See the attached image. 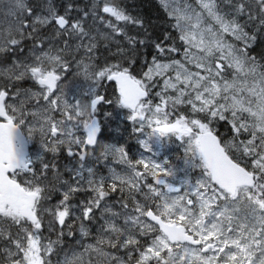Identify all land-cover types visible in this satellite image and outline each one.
<instances>
[{"label": "snow or ice", "instance_id": "snow-or-ice-1", "mask_svg": "<svg viewBox=\"0 0 264 264\" xmlns=\"http://www.w3.org/2000/svg\"><path fill=\"white\" fill-rule=\"evenodd\" d=\"M5 3L0 264H53L74 226L81 240L95 227V243L56 264H264V62L249 52L264 34V0H160L186 46L183 59L167 61L181 51L166 43L173 37L153 36L122 0H89L86 8L68 2L63 11L56 0ZM101 40L105 49L115 44L120 61L100 62ZM142 47L155 55L137 78ZM73 63L82 83L69 95L64 81ZM108 82L114 99L104 92ZM104 105L126 110L149 153L165 137L180 141L184 167L134 161L111 144L101 156L123 168L109 167L105 176L89 166ZM221 121L230 137L217 134ZM36 133L51 160L29 151ZM62 150L75 162L67 179L56 164Z\"/></svg>", "mask_w": 264, "mask_h": 264}, {"label": "trees", "instance_id": "trees-1", "mask_svg": "<svg viewBox=\"0 0 264 264\" xmlns=\"http://www.w3.org/2000/svg\"><path fill=\"white\" fill-rule=\"evenodd\" d=\"M188 3L194 6V0H188ZM89 4V0L86 2L78 3L80 7H87ZM122 4L126 7L127 11L131 13L133 16H138L145 21L146 26L149 28V31L153 36L162 37L165 32L169 33L173 40L167 41L166 43H171L174 46L181 48V51L178 53L171 54V56L163 58L165 61L171 58L182 59V53L184 44L179 40V32L173 27L175 21L172 17L168 15L165 11L164 7L161 5L160 0H122ZM139 31V30H137ZM116 52V49H115ZM112 52V53H115ZM250 55L255 56L258 61L264 62V34H257V40L252 48L249 50ZM152 55H155L154 49H144L143 47L140 49L138 53H136L137 63L133 66L134 74L137 75V78H141L143 72L147 71V66L145 61H148V64L151 63ZM159 88V86H158ZM115 91V89L113 88ZM111 94L108 98L111 99ZM159 98L154 100V103H158ZM183 114H189L187 108L181 106L178 110ZM216 132L222 138L230 137V126L221 121L215 125ZM135 125L131 123H126L125 121H119L118 123L113 125V130L120 132V136L122 138V145L126 148L128 155L132 160H138L143 157L142 152L140 151L139 140L142 137L141 135L136 134ZM123 134V135H122ZM130 140V141H129ZM124 141V142H123ZM127 144V145H126ZM163 157H167L171 165L176 167H181L185 158V151L182 143L178 140L174 139V141L167 145L164 149ZM191 174H193L191 172ZM53 239H55V235L53 234Z\"/></svg>", "mask_w": 264, "mask_h": 264}, {"label": "rangeland", "instance_id": "rangeland-1", "mask_svg": "<svg viewBox=\"0 0 264 264\" xmlns=\"http://www.w3.org/2000/svg\"><path fill=\"white\" fill-rule=\"evenodd\" d=\"M195 4H196V0H195ZM195 6V5H194ZM7 11V4H0V14L4 15V13ZM233 43H235L236 41H232ZM101 43V41H100ZM238 43V42H237ZM183 56H184V53L182 54V59H183ZM72 73L75 74V65H72V68L69 70V74L68 76L66 77L65 79V84L67 85L66 87V91L69 92V95L72 94L73 90H74V87L75 85L77 84H80L82 83V79L79 77L78 79H76ZM30 84V82H28V85ZM160 88L157 90L159 91ZM116 110H120L118 108H116L115 105H104L103 106V110L101 109V112H100V119L101 120H104L106 125L109 126L110 125V120L112 119L113 117V114L115 113ZM105 113H112V116L111 118H106L105 116ZM32 144H34L35 146V153L38 154H42L44 151L43 149L41 148V136L39 133H36L34 134L33 138H32ZM105 145H110L108 144L107 142H102L100 143L98 149L96 150V152H94L93 156L91 157V160L87 163L91 164V161L93 159H99L100 161L104 162L106 164V172L108 174V169L109 167H116L118 170H120L121 168H123V165H120V166H117L115 165L113 162H112V158L109 157L108 160H105L102 156H101V153L103 152L104 150V146ZM161 147V143H157L153 146V152H155V150L159 149ZM95 156V157H94ZM199 170V169H197ZM200 172V171H199ZM199 176V175H198ZM198 176H194V179L197 178ZM67 179V178H65ZM96 231L95 227H92V231ZM78 232V231H77ZM95 235H92L86 239H83L81 240L80 237H76L74 242L71 243V245L69 246H63L61 245V247L63 248V251L60 253L59 257L58 258H54L53 260V264H56V259H59L60 261H63L64 258H65V254L68 255L69 258H71V255L72 253L75 251V252H83L84 251V246H86L87 244H90V243H95V237H93ZM89 257H88V254H85L84 256V259L87 260ZM93 260L96 259V257L93 255L91 257Z\"/></svg>", "mask_w": 264, "mask_h": 264}, {"label": "bare ground", "instance_id": "bare-ground-1", "mask_svg": "<svg viewBox=\"0 0 264 264\" xmlns=\"http://www.w3.org/2000/svg\"><path fill=\"white\" fill-rule=\"evenodd\" d=\"M56 2H57L58 5L61 6L60 10L63 11V5L68 3V2H73V3L78 5V3L86 2V0H56ZM10 21L11 20L9 19V21L7 23L6 20H5V23L0 25V27L6 28L7 24H9ZM89 23H91V22L89 21ZM137 30L138 29H136V28H134L132 26L128 27V31L130 33H135ZM104 43H107V42L104 41V40H101V43H100V46H99L98 52H97V55L100 58V62H104L105 59H107L109 62H112V63L120 61L121 58L119 56L112 55V52H115V49H116L115 44L114 43H108V49H105L103 47ZM184 47H186V46H184ZM27 85H28V82H25L23 86L26 87ZM104 92H105V94H107L109 92V90H108L106 85H105ZM120 135H121L120 132H118L116 130H113V127L109 128L107 133L105 134V136L103 138V143L107 142L108 144H111V145L120 144V143H122V138H124L123 136L121 137ZM75 228H76V226H75ZM76 230L78 231V228H76ZM92 234H96V231L95 230L92 231ZM62 246H63V244H62Z\"/></svg>", "mask_w": 264, "mask_h": 264}, {"label": "flooded vegetation", "instance_id": "flooded-vegetation-1", "mask_svg": "<svg viewBox=\"0 0 264 264\" xmlns=\"http://www.w3.org/2000/svg\"><path fill=\"white\" fill-rule=\"evenodd\" d=\"M5 18V19H4ZM9 19L11 20V17H7V16H5V15H2V14H0V21H2L3 23L2 24H4L5 23V20H6V22L8 23V21H9ZM7 26H8V24H7ZM27 43V42H26ZM73 65H75L74 63H73ZM72 75L76 78V79H78L79 77L78 76H76L74 73H72ZM107 133V132H106ZM63 151V150H62ZM91 166H94L100 173H104V172H106V170H107V168H106V164L104 163V162H102V161H100L99 159H93L92 161H91V164H90ZM75 166V162L74 163H72V164H69V165H67L66 167H74ZM115 200V199H114ZM3 259V257H0V260H2Z\"/></svg>", "mask_w": 264, "mask_h": 264}]
</instances>
